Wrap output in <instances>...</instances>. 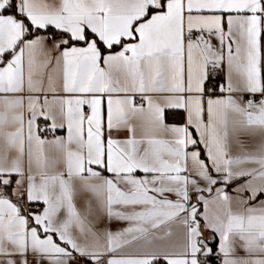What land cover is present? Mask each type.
Wrapping results in <instances>:
<instances>
[{"label": "snow or ice", "instance_id": "obj_1", "mask_svg": "<svg viewBox=\"0 0 264 264\" xmlns=\"http://www.w3.org/2000/svg\"><path fill=\"white\" fill-rule=\"evenodd\" d=\"M217 258L264 264V0H0V264Z\"/></svg>", "mask_w": 264, "mask_h": 264}, {"label": "crops", "instance_id": "obj_2", "mask_svg": "<svg viewBox=\"0 0 264 264\" xmlns=\"http://www.w3.org/2000/svg\"><path fill=\"white\" fill-rule=\"evenodd\" d=\"M169 122H174L172 121L171 119L169 120ZM82 201H83V198H78V205H82ZM127 225L123 222H117V221H113L111 224L108 225V227H110L113 231L119 229V228H123V227H126ZM175 230V229H174ZM210 235V234H209ZM240 255H244V253L241 251L239 253ZM217 261L219 262V259L217 258ZM210 262V261H209Z\"/></svg>", "mask_w": 264, "mask_h": 264}, {"label": "trees", "instance_id": "obj_3", "mask_svg": "<svg viewBox=\"0 0 264 264\" xmlns=\"http://www.w3.org/2000/svg\"><path fill=\"white\" fill-rule=\"evenodd\" d=\"M211 261V264H219V262L217 261V259H213V260H210Z\"/></svg>", "mask_w": 264, "mask_h": 264}, {"label": "rangeland", "instance_id": "obj_4", "mask_svg": "<svg viewBox=\"0 0 264 264\" xmlns=\"http://www.w3.org/2000/svg\"><path fill=\"white\" fill-rule=\"evenodd\" d=\"M209 264H211V261L209 262Z\"/></svg>", "mask_w": 264, "mask_h": 264}]
</instances>
